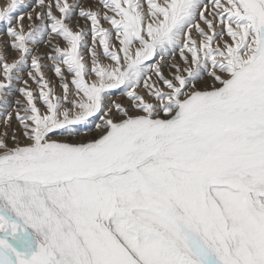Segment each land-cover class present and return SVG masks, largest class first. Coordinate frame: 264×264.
I'll list each match as a JSON object with an SVG mask.
<instances>
[{
	"label": "snow or ice",
	"instance_id": "6c2138e0",
	"mask_svg": "<svg viewBox=\"0 0 264 264\" xmlns=\"http://www.w3.org/2000/svg\"><path fill=\"white\" fill-rule=\"evenodd\" d=\"M24 6L0 7V264H264V0Z\"/></svg>",
	"mask_w": 264,
	"mask_h": 264
},
{
	"label": "rangeland",
	"instance_id": "374dc122",
	"mask_svg": "<svg viewBox=\"0 0 264 264\" xmlns=\"http://www.w3.org/2000/svg\"><path fill=\"white\" fill-rule=\"evenodd\" d=\"M6 3H7V0H0V7H3ZM33 6H34V0H25L24 11L21 13L22 15L25 16V20L22 22L25 25L28 24L27 15L31 11V9H32ZM32 14L34 15V13H32ZM79 23H80V26L81 27H84L85 29H87V27H88L87 22H85L83 20H80ZM105 27H107V25H105ZM6 40H8V37L5 34V28L4 27H0V44H3V42L6 41ZM88 42L89 43L91 42V38L90 37L88 38ZM60 44H61L62 47H66L67 46L63 41H60ZM50 51H51L50 48L47 47V46H45V45H41V47L39 49V53L41 55H43L45 52H50ZM84 54H85V57L87 58L88 57V52L85 51ZM15 57H16V54L15 53H11L10 54V60H9V62H11V59L12 58H15ZM103 62L105 64L110 63L106 59ZM44 63L46 65V68L48 69L46 71L47 78L52 82V84H53L54 87L57 86L58 83H59L58 82V78H56L55 75H54V73L51 71V68L53 67L52 62L50 60L45 59ZM24 78L27 79L26 74H25ZM29 83L32 84L31 81H29ZM32 86H33V88L36 87L34 84ZM16 87L17 88L23 87V85H16ZM57 93L59 94V88H57ZM17 98H19L18 94H17ZM8 102H9L10 105H14V100L9 99ZM14 127H17L18 128L19 126L18 125H14ZM3 130H4L3 129V125H2V123H0V131H3ZM9 132H11V129H9Z\"/></svg>",
	"mask_w": 264,
	"mask_h": 264
}]
</instances>
